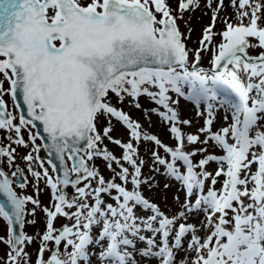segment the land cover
<instances>
[{"label": "snow or ice", "instance_id": "6c2138e0", "mask_svg": "<svg viewBox=\"0 0 264 264\" xmlns=\"http://www.w3.org/2000/svg\"><path fill=\"white\" fill-rule=\"evenodd\" d=\"M205 3L212 23L200 47L191 50L167 0H0V130L10 141L0 146V158L12 167L11 144H31L23 160L36 181L34 195H20L0 167V219L7 229L0 243L9 249L0 264H33L27 249L34 242V264H264V51H248L264 49L258 23L264 4L239 0L237 7L231 0L239 23L225 19V30L215 33L224 0L215 9L213 0ZM198 6L199 0H180L179 18ZM215 35L222 42L213 46ZM209 50L211 66L205 69L201 52ZM110 94L120 104L128 99L149 123L156 115L175 145L143 129L113 105ZM140 97L155 107L142 108ZM180 98L204 118L195 134L183 131L192 121L180 118ZM218 109L232 122L213 131ZM101 117L107 122L102 131ZM113 121L126 130L127 142L112 136ZM105 139L123 150L120 157L103 145ZM210 141L223 154L209 153ZM141 142L153 145L150 171L169 181L164 189L175 182L184 194L183 202L173 196L172 215L143 194L142 186L153 190L158 184L154 176H143ZM197 155L202 158L194 161ZM98 158L113 174L107 180L94 164ZM211 162L217 164L214 174L207 171ZM11 176L23 177L21 189L29 183L18 167ZM40 181L50 192L48 206L39 199ZM37 210L44 213L45 228L29 235L24 229L37 223ZM201 212L199 227L189 222ZM58 218L65 221L60 227ZM200 230L207 235L199 236Z\"/></svg>", "mask_w": 264, "mask_h": 264}, {"label": "rangeland", "instance_id": "374dc122", "mask_svg": "<svg viewBox=\"0 0 264 264\" xmlns=\"http://www.w3.org/2000/svg\"><path fill=\"white\" fill-rule=\"evenodd\" d=\"M259 2L262 3L261 0H259ZM167 3L172 9V15L175 16L174 13H177V17H180V10H179L180 0H167ZM217 3H218V0H213L212 9L216 8ZM238 3H239V0H237V7H238ZM262 14H264V11H261V15ZM211 17H212V10L206 6L205 0H199L198 7L194 9L185 10L183 12V18H177V21L179 22V25L181 28V32L185 35V39H186L185 42L187 45L186 47L188 49L195 50L200 47L199 41L203 36V30L212 23ZM225 19H227L232 24H236L235 22L238 21L236 18V8H234L231 5V0H224L223 7L220 9L218 13L217 22L215 24V27L213 28V32L221 33V31L225 30V27H226L224 23ZM189 29H191L190 37H189ZM221 42H222V37L220 35H215L213 37V46L219 45ZM253 43H255V41H253ZM261 51H262L261 48L257 47L255 49H251L250 53L253 55H258ZM189 58L190 60L192 59L191 53H190ZM211 58H212L211 50L201 52L200 64L203 66H210ZM170 94L173 96L174 99L176 98L174 93H170ZM110 95H112L113 105H115L118 108H122L126 113H128L132 117L133 120L140 122L143 126V129L147 130L151 134L157 135L162 140L163 143L168 144L170 146L175 145L176 142L174 139L170 138V133L168 132L167 126L164 123H162L156 115L154 114L151 115V122L149 123V121L145 120L142 110H138L134 107L129 106L128 99H126L123 104H120L117 102V98L114 96V94H110ZM140 103L142 105V108L150 109L152 107H155V105H153L147 99V97H140ZM176 107H177V111L179 112L181 119H189L190 121H192V124L190 127L182 126L183 131L185 133H193V134L197 133L198 128L202 127L204 124V118L198 117L196 115L197 109L195 105L191 101L186 100L185 98H180L179 104L176 105ZM201 110L202 111L204 110V105H201ZM226 114L227 113L222 109H218L216 111L215 113L216 118L213 124V131H217L222 127L228 126L232 122L230 114H228V119L225 120L224 117ZM106 124L107 122L105 121V119L101 117L100 120L98 121V129L102 131L103 127L106 126ZM113 125H114V130L112 132V136L114 138H119L123 140L124 142H127L128 135H127L126 130H124L122 126L116 121H113ZM201 139H203V136H201ZM103 145H106L108 150L111 151L115 156L120 157L122 155L123 150L119 146L113 143H110L107 139L103 141ZM211 145H212V142L210 141L209 147H208L209 153H214L217 155L223 154L221 150L214 148ZM152 147L153 145L151 144L141 142L139 145V154H140V157L145 160V165L142 170L143 176L144 177L154 176L155 181L158 184V188L149 190L146 186H142V191H143V194L147 198H149L152 202L159 204V206L162 208V210L166 212V214L172 215L177 210L176 206L173 203V196L178 195L180 197V201L183 202L184 194L182 191H178V185L175 182H171L170 188L164 189V184L169 181L161 174L153 173L150 171L152 167V161L150 159L151 153L149 149ZM196 147H201V145H196ZM161 154L163 155L162 151H161ZM201 158L202 157L200 155H197L196 157H194V161H198ZM94 164L99 169L100 174L103 175L106 180L109 179L113 175L112 172L108 170V168L106 167V163L102 159H99V158L95 159ZM125 166H127V164H125ZM206 167H207V171L214 174L217 169V164L215 162H211ZM256 167L257 166L253 164L252 171H255ZM113 168H117V166L114 163H113ZM117 170L119 169L117 168ZM161 171H163V169H161ZM223 179H224L223 176L218 178L220 182H218L214 186L216 189L221 188ZM116 182L120 183V180L117 178ZM93 186H95V184H93ZM209 186H211L210 181H207L205 191L207 190V187ZM129 187L131 186L129 185ZM72 191L73 190L70 189L69 193H71ZM39 199H40L41 205L48 206L49 201H50L49 190H48V194L46 198L41 197ZM105 199L109 203H114V201L111 200L107 196H105ZM31 207L32 205L29 204L28 208H31ZM147 214L148 213H144V215H147ZM27 219H32V217L29 216L27 217ZM35 219L37 221L35 225L26 224L25 226L29 235H33L37 231L41 233L44 231V228H45L44 213L37 210ZM203 220H205V214L201 212L198 216L191 218L189 222L199 227L201 224V221ZM63 223H65V221L62 218H58L55 221L56 227H60ZM197 234L201 237H204L207 235V231L200 230L198 231ZM142 246H143L142 244L138 245V247H142ZM37 247H38V243L34 242L27 249V251L31 254L33 264L36 259ZM0 248L2 249V252H5L4 255L1 254L2 252L0 253V255L6 258V253L8 252L9 249L7 247H2V246H0ZM47 255L48 253H45V256ZM190 255L194 257L195 253L194 252L190 253ZM180 256L183 257L184 253L181 252ZM151 264H157V261L153 259L151 261Z\"/></svg>", "mask_w": 264, "mask_h": 264}, {"label": "flooded vegetation", "instance_id": "af4514ba", "mask_svg": "<svg viewBox=\"0 0 264 264\" xmlns=\"http://www.w3.org/2000/svg\"><path fill=\"white\" fill-rule=\"evenodd\" d=\"M3 77L0 76V79H2ZM4 87L8 88L9 84L7 81H5L4 83ZM4 100L6 102V104L8 105V108L10 111L13 112V115H17L18 116V110H16L13 106V101L10 95H5ZM18 122V119H17ZM22 134L25 138V140H28V132L26 130L22 131ZM7 135L8 133L6 132V130H0V146H7L9 145L10 141L7 139ZM12 136H15V133H12ZM37 144H40L41 141L38 139L36 141ZM11 147L16 149V160H15V165L12 167H9L7 165V163L3 162V158H0V163H1V167L8 173V174H12L13 171H16L17 167L21 170H23V176L27 177V180L29 181V183L27 184V186L25 187V189H21L19 187V183L23 182V177L22 176H17V177H12L11 179H13L14 183H13V187L16 190V192L20 195H34V185L36 183V181L33 179V177L31 176V173L28 172L27 167H26V162L23 160V157L31 151L32 146L31 144H29L28 148H24V147H20L17 146L15 144H11ZM35 155V154H34ZM36 170L38 171H42V169L39 168V165L37 163V165L35 166ZM45 167H49L47 164H45ZM49 171L51 172V169L49 168ZM40 188L43 189V191L40 193L39 198H46L47 194H48V188L46 187V185L44 184L43 181H40ZM7 234V229H6V222L3 219H0V236H6ZM0 246L2 247H7V245L0 243ZM8 248V247H7ZM2 252V249L0 248V253ZM2 255L5 254V252L1 253ZM0 258L2 259H7L4 258L3 256L0 255Z\"/></svg>", "mask_w": 264, "mask_h": 264}, {"label": "trees", "instance_id": "16d2710c", "mask_svg": "<svg viewBox=\"0 0 264 264\" xmlns=\"http://www.w3.org/2000/svg\"><path fill=\"white\" fill-rule=\"evenodd\" d=\"M262 3H264V0H261ZM261 19L258 21L261 27H264V14L261 15V12L259 13ZM247 19L244 20V23L247 24Z\"/></svg>", "mask_w": 264, "mask_h": 264}, {"label": "water", "instance_id": "95a60500", "mask_svg": "<svg viewBox=\"0 0 264 264\" xmlns=\"http://www.w3.org/2000/svg\"><path fill=\"white\" fill-rule=\"evenodd\" d=\"M201 66V65H200ZM201 67H203V66H201ZM205 68V67H204ZM205 69H208V68H205ZM20 103H22V101H20ZM25 114H26V110H25ZM41 132H42V127L39 129ZM39 155L40 156H43V157H45V152L42 150L40 153H39ZM0 167H1V165H0ZM7 173V172H6ZM8 174V173H7ZM8 176H9V178H11V176L8 174ZM0 199H3V196H2V194H0ZM17 230H19V229H17Z\"/></svg>", "mask_w": 264, "mask_h": 264}]
</instances>
